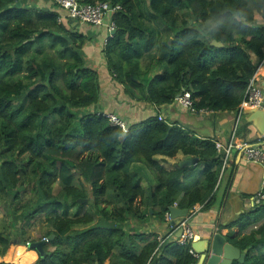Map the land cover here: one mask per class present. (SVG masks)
<instances>
[{"label":"trees","instance_id":"trees-1","mask_svg":"<svg viewBox=\"0 0 264 264\" xmlns=\"http://www.w3.org/2000/svg\"><path fill=\"white\" fill-rule=\"evenodd\" d=\"M78 2L120 7L101 56L110 82L132 100L161 107L188 92L196 110L236 112L264 61V24L255 18L264 21V0ZM56 8L0 0V258L16 241L42 244L35 264H198L192 246H160L157 233L141 227L151 216L164 222L175 203L189 211L212 204L221 170L214 143L157 118L124 132L104 114L86 111L102 90L100 73L84 53L95 39L59 23ZM179 152L198 164L169 173L153 161ZM134 163L156 176L150 199L130 172ZM203 165V186L178 201L182 184ZM258 221L250 236L227 238L247 251L243 264H264V249L253 254L264 247V204L228 227Z\"/></svg>","mask_w":264,"mask_h":264},{"label":"crops","instance_id":"crops-1","mask_svg":"<svg viewBox=\"0 0 264 264\" xmlns=\"http://www.w3.org/2000/svg\"><path fill=\"white\" fill-rule=\"evenodd\" d=\"M26 1L28 2V0ZM28 3L35 10L58 11L50 0H29ZM60 12L63 17L62 23L65 22L64 24L68 29L77 30L79 33L95 39V43L87 42V45L84 47V53L90 66L100 73L102 90L98 103L86 111L105 115L115 114L125 120L128 126L146 122L152 118H162V122L169 124L171 128L176 127L199 141L226 143L229 140L235 112L213 113L211 115L200 116L191 114L189 111L179 107L176 103L157 107L128 98L121 86H116L110 82L111 78L101 56V50L108 37L107 30L105 28L92 27L87 24H78L69 20L65 12ZM255 78L264 93V65L258 68ZM136 95L139 96L138 91H136ZM261 111L264 112V107ZM253 114L254 112L251 111L246 112L238 136L241 141L264 148V121L260 116L254 117ZM190 158L195 157L185 156L179 152L173 158L155 156L153 161L166 172L171 173L179 168H191L198 164L199 160L192 166H180ZM204 169L205 165L198 167L195 175L182 184V191L179 194L178 201L184 197L187 190L203 186ZM130 172L141 178V185L145 192L144 198L146 200L150 199L153 190L157 187L155 174L142 163L132 164ZM262 180L263 172L258 165L247 163L239 156L233 157L223 176L220 178L219 175L215 189L210 197L212 204L203 208L189 220V226L194 235L199 238L198 241H206L207 239H212L215 234H219L225 239L227 244H230L227 239L229 236L232 238H236L240 234L241 236H250L255 232L260 226L259 221L248 227L237 225L230 229L228 227L237 223L241 217L248 215L255 208L253 207L252 198L260 190ZM140 202L141 200H139L138 206H140ZM173 207L182 210L178 207L177 203ZM145 209L142 208V210ZM149 210V213L152 214L151 205L149 206ZM220 228H224L222 233H220ZM175 229L176 226H171L169 218L160 223L152 216L148 219L147 224L141 227L142 232H154L157 233L158 237H165ZM175 236L176 238L180 237L179 231ZM263 249L264 247L259 246L253 251V254L255 255ZM198 257L200 259L201 256L198 255ZM38 258V249H29L23 245H13L12 242L6 256L3 259L0 258V263L35 264ZM234 264L238 263L235 262Z\"/></svg>","mask_w":264,"mask_h":264},{"label":"built area","instance_id":"built-area-1","mask_svg":"<svg viewBox=\"0 0 264 264\" xmlns=\"http://www.w3.org/2000/svg\"><path fill=\"white\" fill-rule=\"evenodd\" d=\"M56 7L66 13V17L78 24H87L96 26L99 28H105L110 35H113L115 30V23L113 21V16L116 14L120 7H112L108 3H102L98 5H84L78 2V0H50ZM63 17L59 19L61 23ZM264 65V61L261 66ZM175 103L189 111L191 114L206 116L211 115L214 112L209 110H196L194 108V102L191 99V95L188 92H183L175 98ZM264 107V93L260 86L257 84L255 75L249 81L243 100L235 112L234 123L231 131L229 140L226 143L215 142V149L220 155L221 159V170L220 178L225 173L226 169L229 167L231 160L235 156H239L242 160L247 163H252L258 165L262 168L263 180L258 193L252 198L253 207H260L264 204V148L250 144L239 139V131L243 124V120L246 112H254L262 110ZM104 116L109 120L110 124L121 128L124 132L128 131L129 126L127 123L119 116L115 114H107ZM160 122L163 121L162 118L158 119ZM203 209V206L197 205L189 211L186 219L182 220L181 224L176 227L173 232L165 237H158L157 240L162 246L165 242L171 240L181 247H191L194 243V233L189 226V220L199 213ZM169 218V214L166 219ZM182 230V234L179 238H176V234L179 230ZM46 242V240H45ZM29 246V244H27ZM189 253L195 258H199L197 253L191 247Z\"/></svg>","mask_w":264,"mask_h":264},{"label":"water","instance_id":"water-1","mask_svg":"<svg viewBox=\"0 0 264 264\" xmlns=\"http://www.w3.org/2000/svg\"><path fill=\"white\" fill-rule=\"evenodd\" d=\"M114 34V33H113ZM215 47L222 48L223 46L219 43H212ZM264 112L261 110L254 111V117L260 116L264 121ZM261 131V130H260ZM198 162L197 158H190L184 161L180 166H192ZM260 167V166H259ZM261 168V167H260ZM262 169V168H261ZM84 203V201H83ZM189 214V210L187 209H178L176 207H171L169 209V220L171 226L178 227L182 220L186 219ZM182 234V230H179V235ZM199 238L197 236L194 237V243L192 244L193 250L200 255V259L198 264H234L235 262L238 264H243L245 261L247 251L243 253L235 248L234 246L227 244L225 239L219 235L215 234L212 239H207L206 241H198ZM204 242L203 244L199 243ZM41 249L39 248V251Z\"/></svg>","mask_w":264,"mask_h":264},{"label":"rangeland","instance_id":"rangeland-1","mask_svg":"<svg viewBox=\"0 0 264 264\" xmlns=\"http://www.w3.org/2000/svg\"><path fill=\"white\" fill-rule=\"evenodd\" d=\"M28 2H29V0H28ZM256 19H257V21L259 22V23H264V21H262V19H261V17H259V16H256L255 17ZM108 38V37H107ZM106 44V42L104 43V45ZM93 113V112H92ZM95 113V112H94ZM81 179V177L80 176H77L76 177V179H75V184H76V181H78V180H80ZM84 185V184H83ZM85 186H87V185H85ZM55 193L56 192H58L59 190H60V186L58 185V184H56L55 185ZM88 190H90V188L88 187ZM30 193H26V195H25V197L24 198H29L30 197ZM89 208L88 207H86V208H84V209H82V210H80V214H83L86 210H88ZM71 214L72 213H75L76 212V209L75 208H73V209H71ZM92 212V211H91ZM2 217V210H0V218ZM35 223H37L36 224V226L38 225V224H40V222H38V221H35ZM42 225V224H41ZM237 226H240V224L239 225H237ZM40 232H41V226H38V227H36V229L32 232V235H33V238H37V237H39V235H40ZM13 242V245H18L17 244V242L16 241H12ZM42 244L41 243H32V244H30L29 246H26L27 248H29V249H41L42 248V246H41Z\"/></svg>","mask_w":264,"mask_h":264}]
</instances>
